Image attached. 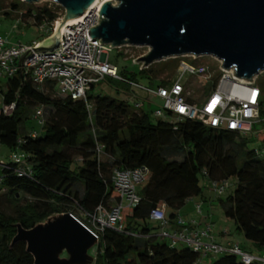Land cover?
Returning a JSON list of instances; mask_svg holds the SVG:
<instances>
[{
	"label": "trees",
	"instance_id": "16d2710c",
	"mask_svg": "<svg viewBox=\"0 0 264 264\" xmlns=\"http://www.w3.org/2000/svg\"><path fill=\"white\" fill-rule=\"evenodd\" d=\"M31 4L0 0V11H18L24 23L39 26L55 21L61 9L54 2ZM120 55L117 52V57ZM179 61L173 58L168 63L170 74ZM118 72L137 81L139 75L158 86L169 81L157 79L154 64L137 73L125 67ZM5 78V89H0L2 104L14 108L0 113V145L9 149L7 160H0V264H34L25 243L10 248L15 223L30 228L52 214L78 215L81 211L92 213L98 206H115L120 202L113 184L115 171L138 168L147 170L144 185L137 187L140 200L132 210L122 211L121 231L106 228L100 232L96 264H202L198 251L182 242L172 245L159 236L157 222L154 227L150 224L151 211L164 207L170 224L177 226V219L183 220L180 210L186 202L203 195L200 177L208 180L216 195L212 183L231 185L233 181L234 190L226 198L217 195L219 205L236 230L262 252L264 154L248 147L249 133L220 130L170 114L156 117L152 109L136 108L127 99L93 95V87L85 102L58 95L51 82L42 88L29 74ZM115 81L128 94L129 86ZM259 88L263 97V81ZM39 107L43 125L34 118L40 128L27 127L32 120L29 111L34 113ZM261 120L264 99L259 102ZM15 152L21 155L19 162L11 158ZM205 257H212V264H243L230 253Z\"/></svg>",
	"mask_w": 264,
	"mask_h": 264
},
{
	"label": "built area",
	"instance_id": "2783aa9c",
	"mask_svg": "<svg viewBox=\"0 0 264 264\" xmlns=\"http://www.w3.org/2000/svg\"><path fill=\"white\" fill-rule=\"evenodd\" d=\"M105 1L94 0L75 22H64L60 29L58 45L52 51L40 50L48 34L40 40L29 43H11L6 37L0 35V78L13 77L18 73L29 74L42 88L51 82L58 95L82 99L85 102L87 92L94 84L106 79L118 80L129 86L128 94L130 95L131 90H142L147 95L149 104H151V97L159 98L162 102L161 106L153 109V115L156 117L170 114L173 117L197 119L205 125L220 130L226 129L240 134L253 131V124L259 120L261 90L252 82V79H241L235 75L233 68H224L220 60L217 68L219 76L213 84L212 92L202 104L189 101L190 91L186 87L187 80L184 81V78L201 76L205 80L213 81V70L208 65L182 60L178 64L176 76L165 86L142 85L137 80L122 76L118 72L117 65L107 60L109 52L116 47L99 42L100 39L90 36V29L100 23L99 8ZM111 2L114 4L117 0H111ZM62 20L63 18L60 21ZM55 23L58 22L55 20L50 24L43 23L39 25V28L48 33L54 30ZM133 104L136 108L142 107V102L138 100ZM4 107L11 111L14 108L13 105L3 106L0 113L2 111L10 113ZM34 118L43 125L41 107L35 109ZM11 158L19 162L21 155L15 152ZM146 174L145 168L116 170L113 184L120 198L117 205L110 208L98 206L92 213L83 211L78 215L69 213L97 239L100 232L106 228L121 231L123 229L122 211L132 210L139 202L137 184L146 179ZM229 186V182L225 181L212 183L217 195L223 194ZM197 210L200 212V204L197 205ZM150 218L160 225V237L169 239L172 245L178 242L185 243L198 251L201 258L230 253L237 256L243 264H264L263 254L244 251L239 244L232 242L226 245L214 242L211 236L212 222H206L205 229L201 230L194 223L187 225L179 217L177 226L173 227L168 221L164 207L153 209ZM200 262L199 258L198 263Z\"/></svg>",
	"mask_w": 264,
	"mask_h": 264
},
{
	"label": "water",
	"instance_id": "95a60500",
	"mask_svg": "<svg viewBox=\"0 0 264 264\" xmlns=\"http://www.w3.org/2000/svg\"><path fill=\"white\" fill-rule=\"evenodd\" d=\"M51 1L64 8V23L82 15L94 0ZM99 11L91 38L116 48L148 47L139 57L145 67L171 57L210 55L241 79L264 70V0H106ZM59 35L55 30L40 50L55 49ZM14 227L10 248L25 243L34 264H96L98 239L69 212L52 214L30 228Z\"/></svg>",
	"mask_w": 264,
	"mask_h": 264
},
{
	"label": "rangeland",
	"instance_id": "374dc122",
	"mask_svg": "<svg viewBox=\"0 0 264 264\" xmlns=\"http://www.w3.org/2000/svg\"><path fill=\"white\" fill-rule=\"evenodd\" d=\"M13 1V0H11ZM23 0H19L21 3ZM25 2V1H23ZM53 2L51 0H38L33 2L31 5L33 6H41L46 3ZM116 2H114L115 4ZM60 6V5H59ZM11 9L5 8L0 11V35L6 37V39L11 43H29L33 40H40L44 38L47 34L49 35L46 40H48L53 33L54 30L49 31L48 33L43 32L40 30L39 26L26 24L22 20L19 19L20 14L18 11L11 12ZM9 15H7V14ZM58 17L56 21L59 22L65 16V10L63 7L57 11ZM7 16V17H6ZM56 26V23H55ZM47 41L45 42V44ZM117 52H121L122 55L117 57ZM148 52V47L144 46H132V45H123L118 48H114L109 52L107 60L115 65L119 69L125 67L130 72L137 73L139 69L146 68L148 66H144L142 62L139 61V57L145 55ZM173 58H179L180 61L185 60L186 62H196L208 65L211 70H213V78L218 76L219 70L218 64L219 60L210 55H204L199 57H192L189 55H182L178 57H171L165 60H161L158 62H154V66H157L158 73L157 79H173L178 69L173 74H170L169 69L167 68L168 63ZM179 61V62H180ZM142 67V68H141ZM138 82L142 85H150L155 87L154 83L149 84L147 80L144 78H140L138 75ZM5 80L6 78H0V89H5ZM187 80V81H185ZM252 82H254L259 87V83L261 81L264 82V70L260 71L258 75L252 78ZM186 82V87L190 91V99L197 103L202 104L203 101L207 98V96L212 92L213 89V81L205 80L203 77L199 76H186L184 78ZM91 93L93 95L97 94H106L112 97H116L119 99H127L131 104L135 101L142 102V109L143 110H150V109H157L161 106L162 102L157 97H151V104H149L147 95L140 89L131 90V95L127 94L124 90V86L120 85L117 81L112 79L101 80L98 83L94 84L93 88L91 89ZM135 96V97H134ZM137 98V99H136ZM136 99V100H135ZM146 99V100H145ZM260 99H264V96ZM144 100V101H143ZM3 108L2 104V96L0 93V109ZM5 108V107H4ZM7 112H11L8 108H5ZM34 113L33 110L29 111L28 116L32 120L30 123H26L27 127H34L38 130L40 127L37 125V122L33 117ZM167 117V116H165ZM248 147L250 149H258L261 154H264V120L258 121L254 125V130L252 133L248 134ZM9 155V149L4 146L0 145V160H7ZM174 158L179 159L180 156H173ZM172 157V158H173ZM231 185L228 187L224 193L221 195V198L224 199L226 196L234 190V185L232 184L233 181H230ZM145 181L137 184L138 189L144 185ZM200 185L203 187V195L201 197H194L192 200L186 202V204L181 209V216L183 220L188 223L192 219L195 218L197 223L200 222L202 217H206V220L212 222L211 228V236H213L212 240L218 244L226 245L228 242L239 244L240 248L244 251L250 252L252 254H263L264 255V248L262 252H258L252 244L244 237L242 233L236 230V226L231 219L225 217L221 206L219 205V196H217L209 186V182L207 179L200 177ZM204 201H203V200ZM201 204L200 212L197 210V205ZM127 212V210H123ZM207 221V222H208ZM152 227L156 225L154 221H150ZM205 223H201L200 225H196L198 229H205ZM181 245V243L179 244ZM215 258V257H214ZM212 257H204L202 260V264H212Z\"/></svg>",
	"mask_w": 264,
	"mask_h": 264
},
{
	"label": "bare ground",
	"instance_id": "6f19581e",
	"mask_svg": "<svg viewBox=\"0 0 264 264\" xmlns=\"http://www.w3.org/2000/svg\"><path fill=\"white\" fill-rule=\"evenodd\" d=\"M93 2H94V1H93ZM80 16H81V15L79 14V15L73 17V18L70 19V20L65 19V22H71V23H73V22H75V20H77ZM62 25H63V23H61V21L58 22V23L56 24V27H57V28H56L57 35L59 34V31H60V29L62 28Z\"/></svg>",
	"mask_w": 264,
	"mask_h": 264
},
{
	"label": "crops",
	"instance_id": "0c3cea01",
	"mask_svg": "<svg viewBox=\"0 0 264 264\" xmlns=\"http://www.w3.org/2000/svg\"><path fill=\"white\" fill-rule=\"evenodd\" d=\"M190 99V98H189ZM191 103H195V102H193L192 100H189ZM197 104V103H196ZM193 199V198H192ZM192 199H190V200H192ZM203 200V199H202ZM204 201V200H203ZM196 204H198L197 202H196ZM181 211V210H180ZM181 213V212H180ZM208 220H206V217H202L201 218V220H200V222L199 223H197V221L195 220V218L194 219H192L191 221H189V222H191V223H194V225H200L201 223H206Z\"/></svg>",
	"mask_w": 264,
	"mask_h": 264
}]
</instances>
